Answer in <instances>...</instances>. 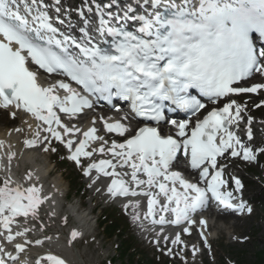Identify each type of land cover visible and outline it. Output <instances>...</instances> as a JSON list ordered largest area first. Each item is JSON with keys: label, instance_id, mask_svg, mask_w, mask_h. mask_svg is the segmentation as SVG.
Instances as JSON below:
<instances>
[{"label": "bare ground", "instance_id": "1", "mask_svg": "<svg viewBox=\"0 0 264 264\" xmlns=\"http://www.w3.org/2000/svg\"><path fill=\"white\" fill-rule=\"evenodd\" d=\"M0 112L3 113L4 110L0 109ZM9 113L12 115L16 112L10 110ZM249 119L250 117L247 116L244 119L245 123ZM0 120L6 122L3 116ZM94 120L99 123L97 117L91 114L88 121L92 123ZM131 123L132 121L124 126L126 130L132 127ZM248 127L254 126L250 124ZM254 129L256 131L255 127ZM42 139L41 132L33 125L30 118H21L19 123L11 129L0 128V214L10 217L12 203L17 199H25L28 203L22 202V205H30L29 213L20 220H12L8 223L11 234L18 240L24 241L22 234L31 232L35 236L34 241L42 244L41 247H50L55 251L65 252L68 257H73L68 254L66 248L72 246L76 249L77 238L90 230L94 220L91 217L93 207L82 211L77 203H74L61 208L62 195H68L67 187L63 184L61 177L57 178L52 174L53 168L47 163L48 158H45V152H43L45 144L42 143ZM99 147L96 146L98 150ZM99 151L105 156L108 155L102 148ZM91 180L94 184L93 194L105 189L106 186L102 185L100 179L96 180L95 176L88 175V182L90 183ZM112 187L111 196L124 185L112 183ZM104 193L108 194L106 191ZM119 203L122 206L127 204L126 200ZM128 205L133 208L130 216L137 225L143 228L150 225L151 217L146 215V209L141 208L138 202ZM61 212H67L75 219V226L68 231L62 228ZM37 227L52 229L53 236L44 239L36 230ZM213 229L223 232V228L217 225H214ZM226 230L227 234H230L228 228ZM202 232H205V229ZM206 237L210 239L207 233ZM39 249L44 250V248ZM77 256L83 259L79 253Z\"/></svg>", "mask_w": 264, "mask_h": 264}, {"label": "rangeland", "instance_id": "2", "mask_svg": "<svg viewBox=\"0 0 264 264\" xmlns=\"http://www.w3.org/2000/svg\"><path fill=\"white\" fill-rule=\"evenodd\" d=\"M263 97L264 95L260 97H256L255 100L260 98L263 99ZM252 102L254 103V100H252ZM1 116L5 117L6 119V122H2L0 120V122L5 125V128L7 127L11 128L17 124L16 122H12L10 120L7 112H3V113L0 112V117ZM260 117L264 118V109ZM61 158H63L62 153H61ZM48 162L53 167L54 176L57 178L61 177L63 184L67 186L68 192L71 194L72 190L70 189V186L68 185V181L65 178L66 173H64V171L61 169L60 164L57 163L58 166L57 167L52 158L49 159ZM61 163L66 164L68 162L61 161ZM69 165L71 166L72 164ZM69 165L67 166L70 167ZM252 170H253L252 174L249 173V170L246 169L241 170V172L244 174L245 177L248 176L247 178L252 181H254V179L258 180V178L264 181L262 175H260L259 177L256 176L260 174V168L256 167L253 168ZM82 182L85 185L84 197H82L81 195H76V196L72 195V197H70L69 203L72 204L81 203L84 207L83 210L89 207H94L96 205L98 206V209H96V211H94L92 215V218L94 219L92 223L93 230L89 232L87 238H85L79 244H77L76 252H79L82 255L83 260L77 259L76 262L78 264H108L109 259L112 256L116 255V246L117 243H119V241L116 239L107 240L103 238L101 236V232L99 228L96 227V218L98 215H100L101 212H104L105 210L113 211L112 212L113 215H120V213L117 212L116 209H112L113 206L109 205V203L107 202L104 196H100V194L92 196L91 187L88 186V183L86 182L85 178L84 180H82ZM255 185L256 186H254V184H249L248 187L250 194L256 200V210L254 214L248 218L237 219V220L234 216H227L225 220L220 218L218 223H215V225L222 227L223 232L219 231L218 229H214V231L212 232V236L215 237V240L213 241L212 253L206 252L204 255L205 257L201 259L197 258L195 261H193L192 258L189 260V264H227L228 262L226 260H230L235 264H238L240 260L246 261V259H250L255 251H257L260 248H263L264 191L262 190V188L259 187L258 184L255 183ZM74 224H75V219L70 216L65 218V220L63 219V225L65 228L72 227ZM226 228H228L230 234H227ZM133 231L137 236L138 233L135 227H133ZM92 236H96V238ZM240 238L243 239L247 238V239L244 242H240L239 241ZM137 242L140 246L139 248L141 249L142 256L147 255L148 258L156 259V261L157 258H159L160 263H163L164 261L169 262V260L166 259L163 255H159L155 252H152L150 249H146V245L143 244L139 239ZM183 262H187V261L182 260L178 264H184ZM119 263L120 262H117V264Z\"/></svg>", "mask_w": 264, "mask_h": 264}, {"label": "trees", "instance_id": "3", "mask_svg": "<svg viewBox=\"0 0 264 264\" xmlns=\"http://www.w3.org/2000/svg\"><path fill=\"white\" fill-rule=\"evenodd\" d=\"M118 229H119V227L116 224L106 226V232L110 236L116 235ZM130 249H131L130 245H127V246L124 245V247H123V254H124L123 258L130 257V255L128 254ZM131 261H132V259H131ZM138 264H145V263L140 261ZM247 264H264V252L261 251L253 261H250Z\"/></svg>", "mask_w": 264, "mask_h": 264}]
</instances>
